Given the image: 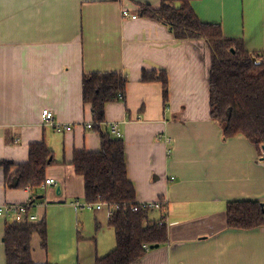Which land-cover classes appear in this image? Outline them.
<instances>
[{"label":"crops","instance_id":"1","mask_svg":"<svg viewBox=\"0 0 264 264\" xmlns=\"http://www.w3.org/2000/svg\"><path fill=\"white\" fill-rule=\"evenodd\" d=\"M161 2L0 0V205L30 199V211L46 220L47 246L39 234L32 239L36 262L94 264L116 247L109 211L81 205L85 180L72 160L77 150L101 148V131L88 126L93 110L83 98L84 74L117 71L127 77L124 98L106 103L102 131L110 133L113 122L123 131L137 201L167 204V240L133 264H264V226L229 228L226 213L231 200L264 203V154L241 134L225 137L211 117L208 43L179 40L141 13L142 5ZM189 2L202 21L220 23L247 50H264V0ZM125 6L138 17L123 18ZM145 68L168 71L167 102L161 81L142 80ZM44 108L73 129L43 124ZM36 142L51 149L45 173L58 184H9L3 162L13 163L14 173ZM153 209L151 218L159 219L163 209ZM12 219L0 216V264Z\"/></svg>","mask_w":264,"mask_h":264},{"label":"trees","instance_id":"2","mask_svg":"<svg viewBox=\"0 0 264 264\" xmlns=\"http://www.w3.org/2000/svg\"><path fill=\"white\" fill-rule=\"evenodd\" d=\"M178 1L162 0L159 7L145 4L141 13L168 25L179 40L201 38L208 43L211 117L222 125L225 137L241 134L257 146L261 155L264 154V50H247L243 40L227 36L220 23L202 21L189 0ZM142 80L161 81L164 102L169 100V74L165 68H145ZM126 83L127 77L117 71L88 72L83 77V98L93 110L91 128L102 133L100 150H77L72 160L76 172L84 177L85 198L89 202H116L121 207L139 203L136 186L128 175L124 139L102 131L105 105L124 98ZM52 154L44 142H36L30 145L29 160L18 164L14 173L9 174L13 163L3 162L9 184L40 188L46 180V167L53 161H49ZM161 200L160 211L163 209V212L159 219L151 218L154 209L142 204L136 211L116 210L109 220L115 229L116 247L98 257L94 264H133L152 245L165 242L168 238L164 214L167 204ZM226 213L229 228L264 226V203L258 199L231 200ZM35 234L41 237V246L46 247L45 219L7 222L4 233L6 264H53L33 260Z\"/></svg>","mask_w":264,"mask_h":264},{"label":"built area","instance_id":"3","mask_svg":"<svg viewBox=\"0 0 264 264\" xmlns=\"http://www.w3.org/2000/svg\"><path fill=\"white\" fill-rule=\"evenodd\" d=\"M122 16L123 18H137L138 14L133 13L130 11L128 7H123L122 8ZM122 95V93H120ZM41 119L42 123L46 125H51L54 127L55 130L57 131H70L73 129L72 125L69 123H62L60 122L56 116L53 110L49 108H44L41 113ZM88 126L91 128L92 126V121L88 123ZM111 133L116 136L123 138L124 133L123 131L119 128V125L117 122H113L111 125ZM56 185L58 184V181L55 178L49 177L46 178L45 182L43 185ZM30 189L31 187L28 186ZM165 202V201H164ZM142 204L144 206H147L149 208H158L160 209L162 206V200L161 199H156L153 201H148V202H139L138 204H123L121 207L120 204L116 202H106L102 200H98L95 202H89L85 201L81 205L83 207L89 208V209H94V210H102V209H107L109 213L112 215L114 212L120 208L123 209L124 213H126L128 210L136 211L138 209V205ZM33 205L32 201L29 199L24 202H16V203H6V204H1L0 205V216H10L13 218L12 220H16L18 222L24 223L26 221H38V215L35 213H32L30 211L31 206ZM71 205L77 207L79 204L78 201L71 203ZM166 214V211L164 212ZM148 248V246L146 245ZM183 264V263H179Z\"/></svg>","mask_w":264,"mask_h":264},{"label":"water","instance_id":"4","mask_svg":"<svg viewBox=\"0 0 264 264\" xmlns=\"http://www.w3.org/2000/svg\"><path fill=\"white\" fill-rule=\"evenodd\" d=\"M263 150H264V146H263ZM58 188H60V187H58ZM159 244L157 243V244H155V245H152V247H154V246H158Z\"/></svg>","mask_w":264,"mask_h":264}]
</instances>
